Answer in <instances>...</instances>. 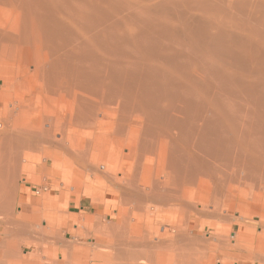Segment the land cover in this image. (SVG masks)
Instances as JSON below:
<instances>
[{
    "label": "bare ground",
    "instance_id": "bare-ground-1",
    "mask_svg": "<svg viewBox=\"0 0 264 264\" xmlns=\"http://www.w3.org/2000/svg\"><path fill=\"white\" fill-rule=\"evenodd\" d=\"M0 123V215L6 174L45 157L61 210L76 166L100 182L77 194L101 201L104 182L116 186V221L85 219L111 236L112 264L248 252L222 234L237 226L248 241L249 208L264 200V0H0ZM232 203L242 214L222 230ZM180 212L216 219L215 240Z\"/></svg>",
    "mask_w": 264,
    "mask_h": 264
},
{
    "label": "rangeland",
    "instance_id": "rangeland-1",
    "mask_svg": "<svg viewBox=\"0 0 264 264\" xmlns=\"http://www.w3.org/2000/svg\"><path fill=\"white\" fill-rule=\"evenodd\" d=\"M1 84H3L2 81ZM0 127H2L1 124ZM104 167L105 165L103 164L101 169H104ZM36 177L40 178V183L31 184L27 181L26 176L22 174L16 175L15 179L17 181L18 187L20 188V190L24 189V192L22 194L23 202L21 200L22 203H19L12 208V216L10 220L7 221L9 222L8 224L3 223L0 220V240L4 239L6 237L5 234L11 231L12 235L7 239L15 241V245L14 247H12V251H14L15 254H18L19 258L16 259V261H8L5 258H1L0 261H5L4 264H21L19 260H23L26 258L29 259L30 257L33 258L31 254L25 255V252L32 253L36 251L37 256L40 260V264H56L59 262V256L63 259L62 264H103L104 261L102 260L101 263L94 262V252H96L97 254L100 253L103 258H106L110 254V250L106 247L105 243L98 244L91 228L80 226L74 227L73 225L75 223H70L67 220H64V216H61L62 214L66 213L68 209L70 211L76 212V214H74L75 217L81 218V216L85 214L80 211V208L75 207L73 201L79 199V201H81L85 206H89V204H91V199L86 198L81 194H77L73 190V188L70 187V189L68 190V193L70 194V207L67 209L62 206V210L61 207L59 208L61 211H64V213H60L61 211L59 209L58 210L60 211V214L52 213L54 212V210H48L46 208L39 207L35 209L37 214L34 217L24 216L23 218V216H20L19 211H21V208L25 205L26 200H39L42 195H46L49 198H55L57 195H59L58 192L53 191L52 186L50 185V181L46 176L38 174L36 175ZM86 180L91 182L90 187H93L94 189H97L96 187L100 185V182L98 180L93 181V178L91 177L86 178ZM104 184L105 194L101 199L106 201L105 204L107 206L102 205L100 207L101 211L99 216L87 215V217L92 218L95 222L102 224V226H109L110 222L115 221L113 219V216H116L118 214L117 210H120V207L116 208L117 210H115L113 209L114 207L112 208L111 206H108V190L111 184L106 181L104 182ZM259 199L260 202L259 200L255 201V203H253V205H251V207L249 208V212L253 215L251 216L250 214L249 217L251 216V219H248V225L252 226V235H255L256 233L258 236H262L263 238L261 245L262 247L258 253L256 252L257 257L249 256L244 252L237 255L225 253V251L228 250H226V246H224V248H221L222 246L218 248L219 245L217 247L210 246L209 248H205V250L202 249V251L198 247L200 251L196 249L198 251L195 253L198 255L196 256L199 258H201L200 256H202V258L204 257L202 259V262L200 263L203 264L205 262V264H220V262H230V264H264V200L262 198ZM240 206V204L238 205L232 203L228 209H225L223 211V213H227L228 216L226 214L224 215V219L220 220V228H222V230H228L229 226L231 227L235 224L238 217L242 214L240 211ZM251 208H253V213L251 211ZM229 214L232 215V218ZM0 216H2V214ZM177 217H179L180 221H184L186 223V228L190 230L191 233L197 228L199 229V231L201 230V232L204 233L205 239H208L210 241L212 240V242L213 240H215L214 234L216 233V230L212 226V223L218 222L216 219H212L207 216H200L196 213L183 214L182 212H180ZM134 220L135 219L133 218V220L130 221L134 223ZM168 223V221H164V223H161L160 226L164 224L165 226H167ZM18 224H24L27 227L28 239L30 241H34L37 244L39 243L36 249L27 248V246L22 244V242L19 240L20 237H15L16 233L14 234L13 231H18ZM238 231L239 228L237 226H234L232 230L224 232V234H222V237L224 236V238H228L226 240H229L231 243L230 245L233 247V242L235 239H233V237ZM254 248L256 247L252 246L251 250L248 249V251H253ZM78 253H80L81 255H78ZM105 264H109V262L107 261Z\"/></svg>",
    "mask_w": 264,
    "mask_h": 264
},
{
    "label": "crops",
    "instance_id": "crops-1",
    "mask_svg": "<svg viewBox=\"0 0 264 264\" xmlns=\"http://www.w3.org/2000/svg\"><path fill=\"white\" fill-rule=\"evenodd\" d=\"M0 129H2V127H0ZM67 135H68V133H67ZM64 144H65V146L63 147V149H55L54 150L56 152V155H59L60 153H63V151L67 150L68 141L66 140L64 142ZM34 164H36V163H33L32 161H30V160H28L26 158L20 157L19 160H18V166L19 167H21V166L27 167V166H31V165H34ZM52 165H53V162H52L51 159L43 157V158H41V164L37 165L34 170L32 169V170H29V171H26V170L21 171V169H20V170H15L12 173L6 174V177H5L6 186H7V190L12 192V195H11L12 201H11L9 207H8L9 208L8 211L5 212V215L3 214L1 216L2 219H0V220L3 223H6V224L9 223L7 221H9L11 216H12V208L15 205L23 202V195L22 194L24 192L23 191L24 189L20 190V188L18 187L17 181L15 179L16 175L17 174H22V175L26 176L27 181L30 182L31 184L35 183V182H33V180L35 178L38 180V183H40V178L36 177V175H38V174H41L42 176L44 175V176L47 177L48 180H50L49 174H47L48 172H46V171H48L49 169H52ZM42 166H46V167H48V169L47 170H43ZM0 171H1V166H0ZM84 172H85L84 167L76 166L74 169H71L68 173H66L67 175H70V178L72 180L78 179L79 181H81V182L78 183L79 185H75V183L73 181V183H71V185L68 187L67 190H69L70 187H71V188H73V190L75 192H77V190H79V189H85V188H89L90 187L91 182L86 180L85 177H84V180H83L82 176H83ZM88 177L92 178L91 175H88L87 178ZM106 182H109V181H106ZM38 183H35V184H38ZM110 184L111 185L109 186V190H108V202L107 203H108V206H111L112 208L114 207L113 209L117 210L116 208H119V207L121 208V206H122L121 200L119 198L116 199L113 196V193L115 191L116 186L113 185L112 183H110ZM51 186H52L53 191L58 192L59 195H57L55 198H49L46 195H44V196L42 195V197H40L39 200H35V201H32L30 199L26 200L25 205L21 208V211H19L20 216H23V218H24V216L34 217L37 214L35 209H37L39 207H43V208H46L48 210H54V212H52V213H58L59 207L58 206H54V204H52V203L55 201V199L58 196H60V192L62 190L63 184L60 183L59 186H54V185H51ZM98 187L99 186H97L96 188H98ZM86 198H88V197H86ZM89 199H91V198H89ZM21 200H22V202H21ZM69 200H70L69 198L66 200L65 208H67V209L70 207V204H71ZM73 202H74V205H75L76 208H80V211L85 213V214H83L81 216V218H79V217L72 218L71 216L76 214V212L70 211L69 209L66 211V213H64V211L60 210L61 211L60 213H64V214L61 215V216H64V220H67L70 223H72V222L75 223L73 225L74 227L80 226V227L89 228V227H86L88 225L85 224V219H90L89 217H87V215L99 216L100 215V211H101L100 207L102 205L107 206L105 204L106 201H104L102 199H101V201L100 200L93 201L91 199V204H89V206H85L81 201H79V199L76 202L75 201H73ZM117 212H119V209L117 210ZM113 219L116 221L117 215L113 216ZM114 222H110V225L112 223H114ZM94 223L96 225L102 226V224H100L98 222H94ZM131 223H133V222L131 221ZM134 223H135V220H134ZM18 225H19L18 231L17 232L13 231L14 234L16 233L15 237H17V236L20 237L19 240L22 242V244L27 246V248L36 249L37 248V243H35L34 241H30L28 239L27 227L24 224H18ZM4 231H6V230H4ZM92 232L94 233V237L97 240L98 244H102V243L104 244L105 243L106 247L110 250V254L108 255V258H110L109 260L102 259L100 253L97 254L96 252H94V262H100L101 263V260H102V261H104L103 264H105L107 261L109 262V264H112L111 255H112V249L113 248L111 247V236L103 235L101 232H99L97 230L96 226H95V229H92ZM238 232L234 235L235 239H234V242H233V247L236 246V243H239L240 245H242V244L253 245L256 248H254L253 251H248V252L244 251L243 248H242V250L241 249H239V250L238 249H228V250L226 249L227 251H225V253L236 254L237 255L239 253L244 252L245 254H247L249 256H256V252L258 253L260 251L261 247H262L261 246L262 245V241H263L262 236H258L257 234H255V235H252V237L250 236V238H248V241H246V240L245 241H240V240H237ZM5 235H6V237L4 239L0 240V259L1 258H5L8 261H11V260L12 261H16V259H18L19 256H18V254H15L14 251H12V247H14L15 241H12L11 239H7L8 237H11L12 232L9 231V233H7ZM140 240H142V239L140 237H137L136 241L139 242ZM108 243H109V245H108ZM35 244H36V246H35ZM170 245H171V243H168V246H170ZM61 246H62V244H61ZM25 253H26L25 255L31 254L33 258L30 257L29 259L26 258V259H23V260H19L21 262V264H40V260H39V257L37 256V252L36 251L32 252V253H30V252H25ZM190 253H192L191 255H192L193 258L197 257L194 252H190ZM78 255H81V254L78 253ZM59 258H60L59 262L56 263V264H62L63 263L62 257L59 256ZM140 261L141 260H138V263H141ZM4 262L0 261V264H4ZM220 264H230V262H228V263L220 262Z\"/></svg>",
    "mask_w": 264,
    "mask_h": 264
}]
</instances>
